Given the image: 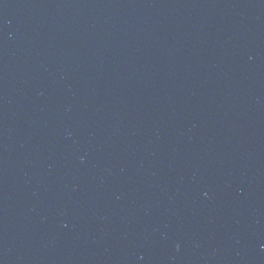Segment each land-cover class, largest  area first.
<instances>
[{
    "label": "water",
    "instance_id": "obj_1",
    "mask_svg": "<svg viewBox=\"0 0 264 264\" xmlns=\"http://www.w3.org/2000/svg\"><path fill=\"white\" fill-rule=\"evenodd\" d=\"M0 264H264V0H0Z\"/></svg>",
    "mask_w": 264,
    "mask_h": 264
}]
</instances>
